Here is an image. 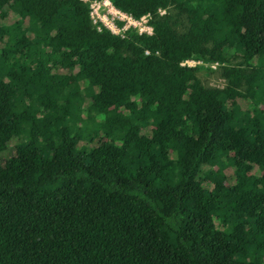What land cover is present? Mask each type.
I'll use <instances>...</instances> for the list:
<instances>
[{
  "label": "trees",
  "instance_id": "16d2710c",
  "mask_svg": "<svg viewBox=\"0 0 264 264\" xmlns=\"http://www.w3.org/2000/svg\"><path fill=\"white\" fill-rule=\"evenodd\" d=\"M110 1L0 0V264H264V0Z\"/></svg>",
  "mask_w": 264,
  "mask_h": 264
},
{
  "label": "rangeland",
  "instance_id": "374dc122",
  "mask_svg": "<svg viewBox=\"0 0 264 264\" xmlns=\"http://www.w3.org/2000/svg\"><path fill=\"white\" fill-rule=\"evenodd\" d=\"M87 2L88 8L90 9L89 12V17L91 19V22L93 25H97L98 23H101L105 28L109 29L111 33L117 34V33H121V35H123V33L126 30H123V25L118 26L115 21L113 19L117 20H121L123 21L125 19V14L127 16H132L130 13H126L124 12V14H116V12H113V9L115 8V6L112 4L111 7L104 1H101V6L99 7V3L94 2L93 0H85ZM104 3V4H103ZM122 13V12H120ZM148 15H151V13H149ZM135 18V17H134ZM146 19V16L142 17V20ZM147 20V19H146ZM130 29V28H129ZM117 30H121L120 32H116ZM128 30V29H127ZM146 31H148V29H145ZM182 63L188 64L190 66H193L196 64V62H192V61H183ZM220 71L218 69H216L213 73H212V79L211 77L208 78V81H211L212 83L214 82L216 84V82L220 85L223 86L224 85V81L220 78ZM217 85V84H216ZM0 163H4V157L0 156ZM257 173V171H255L254 169L251 171V173Z\"/></svg>",
  "mask_w": 264,
  "mask_h": 264
},
{
  "label": "clouds",
  "instance_id": "9594fccd",
  "mask_svg": "<svg viewBox=\"0 0 264 264\" xmlns=\"http://www.w3.org/2000/svg\"><path fill=\"white\" fill-rule=\"evenodd\" d=\"M83 1H85V0H83ZM94 2H96V3H99V7L101 6V1H105L110 7H111V5H112V3H111V1L110 0H93ZM86 2V1H85ZM104 4V3H103ZM159 11H160V13L161 14H164L165 13V9L164 8H161V9H159ZM113 12L115 13L116 12V14H124V12L123 11H121V10H119V9H117L116 7L113 9ZM120 12H122V13H120ZM149 14V13H148ZM148 14H143V15H141V16H139V17H132V18H134V19H136V20H139L140 18H142V17H144V16H146V18H147V25L151 28V30H150V32H148V31H146V30H142V31H140V29H139V27L137 26V27H132V26H130L129 28H133L137 33H139V34H142V33H144V34H151L152 33V27H151V25L149 24V19H150V15H148ZM126 15V14H125ZM118 21L119 22H121V25H123V23H124V21L125 20H123V21H121V20H117V22H116V20H115V23L118 25V26H120L119 24H118ZM129 28H127V29H129ZM127 29H125L126 31H127ZM114 34V33H113ZM117 34H119V33H117ZM120 36H122L121 35V33H120ZM185 61H189V60H185ZM190 61H192V60H190ZM192 62H194V61H192ZM197 63V62H196ZM182 65H185V63H181ZM188 65V64H187ZM190 66V65H189Z\"/></svg>",
  "mask_w": 264,
  "mask_h": 264
},
{
  "label": "built area",
  "instance_id": "2783aa9c",
  "mask_svg": "<svg viewBox=\"0 0 264 264\" xmlns=\"http://www.w3.org/2000/svg\"><path fill=\"white\" fill-rule=\"evenodd\" d=\"M146 19L142 20V18H140L139 20H136V19L132 18L131 16L125 15V19H124L125 21L123 23V28H124L123 30L129 28L130 26H132V27L138 26L140 31L148 29V32H150L151 28L147 25ZM113 20L115 21L116 19H113ZM120 31L117 30L116 32H120Z\"/></svg>",
  "mask_w": 264,
  "mask_h": 264
}]
</instances>
